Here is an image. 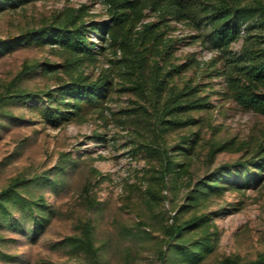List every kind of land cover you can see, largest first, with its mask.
Listing matches in <instances>:
<instances>
[{"label": "trees", "instance_id": "1", "mask_svg": "<svg viewBox=\"0 0 264 264\" xmlns=\"http://www.w3.org/2000/svg\"><path fill=\"white\" fill-rule=\"evenodd\" d=\"M35 1L0 0V13ZM104 2L108 20L94 23L85 20L87 12L82 5L78 9L67 8L51 20L17 35L0 38V57L19 49L56 47L64 62V77H59L57 85L38 90L19 87V82L33 78L41 65L43 73L55 71L57 65L28 60L22 64L12 80L0 88V128L2 121L15 118L11 110L18 106H29L42 121L53 127L102 112L115 90L113 80L107 74L93 78L80 69L84 62L97 61L99 52L95 50L90 33L98 35L105 44L100 48L121 51L129 84L120 90L140 93L151 108L139 106L148 114L154 138L140 144L145 155L155 161L147 178L146 199L151 205H161L167 200L174 210L159 227L164 235L159 251L161 264H203L216 250L220 235L214 214L201 212L200 207L210 198L222 196L226 190L249 188L264 179V129L259 130L257 141L245 157L195 178L191 168L199 153L203 140L201 129L205 124L194 113L207 110L211 105L201 96L198 84L176 81L183 67H193L194 63L174 62L172 40L164 39L163 33L156 30L158 23L143 22V19L146 11H151L162 21L183 22L202 36L210 37L213 48L219 51L218 58L211 63L215 67L222 61L221 69L215 68V72L217 76H224L229 97L243 109L264 116V33L253 32L256 26L264 27V0ZM243 29H246L244 35ZM241 39L239 53L233 52V44ZM173 134H176L175 141L170 143L168 138ZM232 144L233 140L212 144L209 156L229 150ZM74 165L70 156L63 153L52 170L32 176L19 174L1 187L0 233H19L37 241L55 213L45 193L63 186L64 177ZM93 172L97 171L93 169ZM182 187H186L181 194L182 202L166 195L167 191L176 195ZM169 218L171 223H168ZM3 241L0 236V242ZM62 243L73 251L85 253L90 264H104L105 250L96 245L90 223L83 224L81 234L67 236ZM16 258L14 254L0 251V264H13ZM223 262L236 264L230 257ZM245 264H264V252Z\"/></svg>", "mask_w": 264, "mask_h": 264}, {"label": "rangeland", "instance_id": "2", "mask_svg": "<svg viewBox=\"0 0 264 264\" xmlns=\"http://www.w3.org/2000/svg\"><path fill=\"white\" fill-rule=\"evenodd\" d=\"M82 5L87 12L85 20L94 23L109 19L104 0H37L0 13V38L17 35L51 20L67 8L78 9ZM146 13L143 22L158 23L156 30L174 43L173 61L195 64L185 65L176 81L198 84L201 96L211 105L194 113L205 125L201 129L203 140L199 153L191 168L193 176L203 177L245 157L257 141L259 130L264 129V116L243 109L229 97L224 76L215 72L221 69L222 61L215 67L211 63L218 58L219 51L213 48L210 37L202 36L183 22L162 21L154 12ZM253 32L264 33V27L256 26ZM90 39L99 52L97 61L84 62L80 69L93 78L109 75L115 88L102 112L53 127L29 106H18L11 110L15 118L2 121L0 188L19 174L32 176L52 170L63 153L75 162L64 177L63 186L45 193L55 213L37 241L19 233H0L4 238L0 251L16 255L13 264H90L85 253L73 251L62 243L67 236L81 234L84 223L93 226L96 245L105 250L104 264H161L159 251L164 235L159 227L174 210L167 200L161 205H151L146 199L147 178L155 161L145 155L140 144L154 138L148 114L139 106L151 108L140 93L120 90L129 84L121 51L100 48L105 44L95 33H90ZM241 45L242 39L235 42L233 52L239 53ZM26 60L48 62L58 68L43 73L41 65L35 76L19 82V87L45 89L56 86L59 77H64V62L58 48L19 49L0 57V88L12 80ZM175 136L168 141L173 143ZM227 140H233L229 150L209 156L212 144ZM185 188L176 195L172 191L166 195L180 203ZM200 211L214 214L220 235L216 250L203 264H223L227 257L236 264H245L264 252V179L249 188L226 190L222 196L210 198ZM171 221L169 218L168 223Z\"/></svg>", "mask_w": 264, "mask_h": 264}]
</instances>
